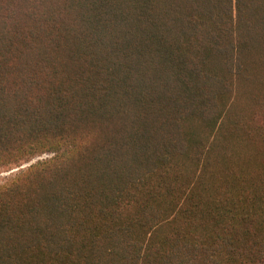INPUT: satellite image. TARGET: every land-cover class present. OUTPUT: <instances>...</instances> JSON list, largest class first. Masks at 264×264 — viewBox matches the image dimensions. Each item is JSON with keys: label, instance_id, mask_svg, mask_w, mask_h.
<instances>
[{"label": "trees", "instance_id": "16d2710c", "mask_svg": "<svg viewBox=\"0 0 264 264\" xmlns=\"http://www.w3.org/2000/svg\"><path fill=\"white\" fill-rule=\"evenodd\" d=\"M16 169L0 264H264V0H0Z\"/></svg>", "mask_w": 264, "mask_h": 264}, {"label": "rangeland", "instance_id": "374dc122", "mask_svg": "<svg viewBox=\"0 0 264 264\" xmlns=\"http://www.w3.org/2000/svg\"><path fill=\"white\" fill-rule=\"evenodd\" d=\"M45 157V156H44ZM43 157V158H44ZM18 169H16V170H13V171H11V172H8V173H2V174H0V184H2V182H4L7 178H9L12 174H16V171H17Z\"/></svg>", "mask_w": 264, "mask_h": 264}]
</instances>
